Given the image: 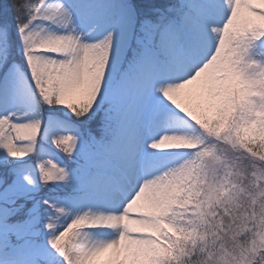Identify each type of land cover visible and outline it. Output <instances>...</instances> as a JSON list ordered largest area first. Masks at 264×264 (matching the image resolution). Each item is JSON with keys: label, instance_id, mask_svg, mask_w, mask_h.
Masks as SVG:
<instances>
[{"label": "snow or ice", "instance_id": "6c2138e0", "mask_svg": "<svg viewBox=\"0 0 264 264\" xmlns=\"http://www.w3.org/2000/svg\"><path fill=\"white\" fill-rule=\"evenodd\" d=\"M0 264H264V0H0Z\"/></svg>", "mask_w": 264, "mask_h": 264}]
</instances>
